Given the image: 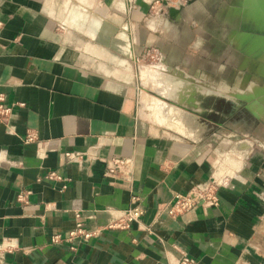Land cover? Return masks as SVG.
<instances>
[{"label":"crops","instance_id":"obj_1","mask_svg":"<svg viewBox=\"0 0 264 264\" xmlns=\"http://www.w3.org/2000/svg\"><path fill=\"white\" fill-rule=\"evenodd\" d=\"M245 1L0 0V264H264V122L175 135L135 83L150 48L209 86L264 75ZM113 157L132 159L129 181L105 175ZM209 179L217 206L163 212ZM133 195L140 221L111 227Z\"/></svg>","mask_w":264,"mask_h":264},{"label":"rangeland","instance_id":"obj_2","mask_svg":"<svg viewBox=\"0 0 264 264\" xmlns=\"http://www.w3.org/2000/svg\"><path fill=\"white\" fill-rule=\"evenodd\" d=\"M260 2L246 0L245 7L247 17L258 25V34H264V6ZM250 66L233 82L209 86L144 55L135 65L139 109L175 135H197L209 129L222 133L247 131L264 122L260 104L264 103V75L256 74V64ZM172 123L175 127L179 124L184 132L175 130Z\"/></svg>","mask_w":264,"mask_h":264},{"label":"built area","instance_id":"obj_3","mask_svg":"<svg viewBox=\"0 0 264 264\" xmlns=\"http://www.w3.org/2000/svg\"><path fill=\"white\" fill-rule=\"evenodd\" d=\"M184 1L185 0H155L154 5H163L164 3L169 4L173 2L181 4ZM3 26L4 22L0 20V33ZM145 56H149L152 59H159L162 62L161 54L156 48L148 49ZM1 100L2 98H0V114L6 115L9 109L1 104ZM35 139L36 137L34 135L28 134V142L35 141ZM77 156H80V154H67L68 158H75ZM105 175L114 180L124 179L129 181L132 178V159L126 157L111 158L107 161ZM51 176H53V173H51ZM219 185L220 184L214 179H209L203 184L193 186L185 193H176L171 200L163 205L162 210L168 216L175 218L185 212L196 209L200 205L206 207L217 206L220 202L218 195ZM131 202L132 203L129 208L122 210L121 213L113 219L111 227L128 228L132 223L140 221L144 214L141 199L139 196L133 195L131 197ZM59 238V235L55 236L56 240ZM172 264H200V262L188 254H183L175 263Z\"/></svg>","mask_w":264,"mask_h":264},{"label":"water","instance_id":"obj_4","mask_svg":"<svg viewBox=\"0 0 264 264\" xmlns=\"http://www.w3.org/2000/svg\"><path fill=\"white\" fill-rule=\"evenodd\" d=\"M260 4H261L262 6H264V0H261Z\"/></svg>","mask_w":264,"mask_h":264},{"label":"bare ground","instance_id":"obj_5","mask_svg":"<svg viewBox=\"0 0 264 264\" xmlns=\"http://www.w3.org/2000/svg\"><path fill=\"white\" fill-rule=\"evenodd\" d=\"M172 111H173V110H172ZM176 126H177V125H176ZM178 127H179V126H178ZM178 127H177V128H178Z\"/></svg>","mask_w":264,"mask_h":264}]
</instances>
